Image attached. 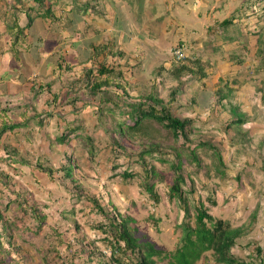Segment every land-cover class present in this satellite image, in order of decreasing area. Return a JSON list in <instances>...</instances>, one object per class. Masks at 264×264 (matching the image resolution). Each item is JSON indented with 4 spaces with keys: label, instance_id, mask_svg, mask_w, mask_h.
I'll return each mask as SVG.
<instances>
[{
    "label": "rangeland",
    "instance_id": "1",
    "mask_svg": "<svg viewBox=\"0 0 264 264\" xmlns=\"http://www.w3.org/2000/svg\"><path fill=\"white\" fill-rule=\"evenodd\" d=\"M5 1L11 4L13 2L12 0H0V74L2 73L0 78L6 76V72L3 71L12 69V63H14L12 54L13 49H11L12 47L10 46L11 36L6 31V25L11 21V14L10 12H6L8 6L5 5ZM61 1L64 0H52L49 2L52 3V9L57 16V20L53 21L54 24L50 26L51 28L49 27V32L46 33L49 36H54L57 33H61V25H65L67 21L66 14L68 13L71 2L70 0H65L66 2L64 3L67 4V7L64 6L63 8ZM225 1H227L228 5L231 6L234 4L233 2H235L236 5H239L241 3L244 4L245 2L249 3L250 0ZM127 2L132 5V12L137 14L139 13L138 18L140 19L139 22L135 23V25L140 26L141 24L145 25L150 23L151 26L155 27L156 24H158V20L149 21L148 18L145 19V16L140 12V0H127ZM213 2L214 0H210V4H213ZM45 4L47 5L46 2ZM157 4H159V1L158 3H155V5ZM253 5L250 6L254 12H247V14H245L246 20L243 22L249 27L252 26V29L254 30L253 25H256V21H254V19L256 18L255 16L258 15L259 18H256L260 21V23L258 22V26L263 25L261 27L263 29L259 28L258 33L259 38L263 40L264 0H258V2L255 3V7ZM16 7L19 8V4H16ZM148 7H150L149 3H147L145 8ZM114 8L115 11L118 10L117 7ZM121 10L123 11V9ZM204 10L206 9L204 8ZM73 11L75 10H71L70 12L72 13ZM195 11H197L196 7H194L191 15V10L187 11V18L182 19H187L191 22L193 19V21L197 22V18H193V13ZM255 12L258 14H254ZM18 14L19 22L22 24V21L25 20L24 15L21 12ZM253 15L254 18L252 17ZM77 20L78 19H76V22ZM80 23L81 22H78V26L82 27ZM207 23L212 25L211 22ZM237 25H240L242 28L241 23L219 28L217 31L221 39L231 38L232 35L230 30H234V36H237L240 33V29L237 27ZM193 27L203 29L201 24H194ZM255 27L257 28V26ZM101 28V26L97 27L98 30ZM83 30L86 32V38H88L89 35H91L90 29ZM31 35L33 37H38L32 33ZM31 35L26 34L24 39H19V41L14 45V49H18L17 51H19L20 55L21 52H30L33 56L32 60L36 59L35 61H37V59L40 57L38 60V63H40L44 57V55L41 56V54L45 52L44 47L46 45L45 42L47 38L43 37L39 43L38 39L42 36L40 35L39 38H32ZM110 35V32H108L105 39L100 38L99 36L101 35H98L97 39H102L100 40V43L103 41L106 42L107 39L111 37ZM118 37L117 41L119 42ZM171 37H173L172 34L169 35V37H165L162 45L167 44L166 42H169ZM236 42H238V44L236 45V48L232 50V57H242V62L239 64L242 66L246 77L249 76L253 85H256L257 80L260 83L259 85H261L264 83V70L255 69L258 67V61L261 54L259 53L257 57L249 56L247 52H243L245 50L240 48L241 46L239 45V40ZM27 46H29V48ZM55 46L56 44L54 45V48H56ZM37 47H39L38 50H36ZM176 47L177 45L174 48ZM180 48L185 56L184 49L182 47ZM126 49L127 48H125V51ZM162 49L164 48H161L160 51L164 54L165 51ZM214 50L215 48L213 47L212 51L214 52ZM46 51L48 53H54L52 52L54 50L48 49ZM63 52H66V49H63ZM156 53V51L149 49L147 58L150 56L152 59L156 60ZM170 54L173 56V51H171ZM103 57L106 58V55L104 54ZM130 57L133 58L132 56ZM21 58L23 59V57ZM168 58L169 61L172 59L176 61L174 57H172V59H170V57ZM261 59L262 63L264 60V55H261ZM26 61L29 66L31 59H26ZM207 61H209V59H207ZM121 62L122 68L127 73V76L132 75L131 70L136 71L135 67L129 64L125 57H122L121 61L118 58L117 62H115V65ZM194 63L197 65V62L194 61L193 64ZM263 63L262 66L264 65ZM176 64L177 63L173 65L174 67L172 66L173 68L171 70H174ZM236 64L238 63L236 62ZM25 66L27 65L22 64L21 69H23ZM128 66L131 68V70L128 68ZM36 68L37 66L33 70L36 71ZM217 68H208L209 74L207 81L211 80L210 73L212 71H218ZM72 70L73 69L70 71H62L61 63L58 66L55 62L48 63L46 67L41 69L43 74L39 76L38 81L42 84V88L36 97H34V92L33 89H31V85L34 84L35 88L37 89L39 83L36 82L35 78L29 80L31 81L29 82L26 80L27 75H20L21 79H23L20 80V82L24 83L25 85L22 90L17 91L19 93H16V95H18L17 101L21 103L23 102V107H18L15 111L18 113L20 110H24L26 108H24V104H27V101H29L31 104L33 103V106H35L34 112H36L30 113V117L25 119V123H28V127L31 128V130L28 132V141L24 142V145L22 144L24 147L22 149V153L24 155L21 156L26 160V162L32 163V165L35 163V160H33L35 159V155H38V158L40 159L38 161L40 163L47 165H51V162L57 163L58 158L62 155V151L58 150L57 143H54L53 138H50L49 147L51 154L48 157L51 162L47 163L43 160L45 158L41 159L43 156L41 152L45 153L43 148L46 144V141H43L40 131L43 128L44 130L48 129L49 132L52 133L57 127V124L54 121L56 119L54 118L51 119V124L44 123L42 125V122H40L42 119L47 118L49 114L50 116H53L61 110V121L63 122L61 127H64L65 121L72 120L74 117L73 113L80 111L84 121L83 125H87L89 127V132L91 131V127L94 128L93 123L95 119L92 118L91 112L81 111V109L83 110V104L81 102H77L75 106L64 104L66 99L65 94L68 88H66V85L69 81L68 79L66 80V76L70 74L73 76L78 74L75 70ZM137 72L138 71H136L135 74H138ZM171 74L168 72V70L166 71L165 68H163V70L157 75L158 78H163L159 88L161 90L160 93L165 98L168 97L167 93L171 87H174V85L177 84L178 86L185 88V83L182 84V79L178 78L174 74H172V76ZM32 77L34 76L32 75ZM189 79L190 78H187V81ZM65 80L66 83L63 84V81ZM3 83V80L0 79L1 86ZM249 83L246 82L245 85H248ZM225 88L226 87L224 86L221 90H219L223 92L217 95L220 97V99L226 95L224 94V92L226 93ZM261 88L264 89V85H262ZM197 92L198 91L195 90V93ZM200 93L201 97L205 99L210 96V94H207L204 91L199 92V94ZM184 94L185 92L182 96H185ZM262 94L264 97L263 90ZM53 95L58 96L56 99L59 100L58 103L53 99V97H55ZM254 96H256V94ZM67 97V99H72L73 94L68 93ZM179 97L181 100V95H179ZM12 102L14 103L13 99L12 101H5L3 104V101L0 100V120L2 119L4 113L7 115L8 112L10 113L11 109L8 107V104ZM6 107L8 108L7 111L4 110ZM86 107V109H88L89 106L86 105ZM28 109L30 110L31 108ZM185 110L187 112L186 108L178 107L174 109L173 113L176 115L179 113V115H181V113L185 112ZM35 117H38L40 121H35V119H33ZM24 118L25 117H22V119ZM192 119L194 122L191 125V130L189 133V138L192 144L197 143L198 141H204L210 143L211 146L217 148V150L214 152V148H211L210 146L198 147L196 149V156L199 159L198 164L195 163L194 160H190V157L186 155L187 151H184L183 153L185 158H182V173L185 176V184H183L182 187L186 191V193H184V197L186 200V205L188 206L189 215H184V210L177 200H168L167 185L171 181L172 172L169 167V162H161L157 160L159 158L158 153L152 155L146 154L143 156L144 164H146L148 168L151 165L154 166L155 170L159 173L158 176H150L147 179L148 183H154L153 190L159 196V201L156 202L150 197L144 187L145 176L144 170L142 168V162L139 164L135 163L134 159H130V161L128 160V163L130 164L129 169H132V171L136 172V174L127 179L116 174L109 177V175L114 171L111 170L112 168L110 169L111 163L109 160L106 161V154L110 153V148L107 142H97L96 146L97 148H100V151L93 161L89 160L87 154L84 153L82 143L78 142V140L77 143L75 141V143L71 142L75 145L74 148H72L73 146L70 144L71 150H73L76 157L80 156V158L76 159V161L80 163L83 170L87 173V175H84L85 177H80L85 188L84 191L87 192L88 195H95L100 204L109 210H112L114 206L115 209L118 210V213H120L122 216H128L132 218L133 220L129 222V225L136 227L135 235L139 238V240H149L154 243L155 247L163 250L165 253H171L177 246L181 244L180 240L184 233L182 223H188L194 226V207L202 204V206L207 209L209 213H211L215 218L228 220L233 227H241L242 233L240 237L236 239V244L232 248L234 256L244 260L249 264H264V255L259 252H255L257 249V244L259 243L258 240H261L259 237H262V235H259L260 232H258V229L264 230V118L259 120L260 124L254 125V130L261 134L259 137H256L255 134L251 135L253 125H251L250 121L242 122V124L230 123L229 125L225 126L224 124L214 125L210 122L207 123V121L201 122L198 120L199 118ZM16 120L20 121L17 118ZM23 131L26 133V129ZM92 132L93 131L90 133ZM99 133L100 132L98 130L95 133H92V135ZM158 138L161 139V142L164 145L171 143V140L166 132H162ZM136 147V144H134L133 147H129L131 153H137L139 148ZM164 150L168 151L164 157L167 158L168 161L171 160L173 157L172 153L169 152L170 150H168L166 146H162L161 151ZM218 150L221 153L225 163V165L221 167H219L220 165L217 162ZM31 151L34 153V155L31 153ZM52 155H55L56 157H53ZM2 156H6L5 150L3 151V149L0 150V158ZM7 156L9 157V155ZM117 156V163L121 165L127 160L126 157H121L122 155ZM8 161L9 162H1L0 160V172L5 171L9 174V177H7L8 180L4 178L0 180V202L6 203L8 199H13L15 196L18 197V199H20L25 204L27 212L25 213L20 210L16 211V214L21 216V224L27 225L29 229L38 224L37 219L32 214V212V215L30 214V206L36 205L42 213L46 214V218L43 220L42 227L36 235L31 233L29 230H24V237L26 240H28V242L23 243L20 241L18 235L16 236V244L24 253L17 254L16 251H14L15 256L21 257V259H23V254H25L27 257V264H99V260H109V249H107L105 241L99 239V237L102 236V233H100V231L94 226L97 221H99L100 215L95 211L89 210L92 203L89 201V199L73 198L72 195L75 193L72 191L70 192L72 189L69 184L68 189H66L62 183L61 185L60 183L59 185L56 184V186H54V184L51 182L48 185L45 184V182H47L46 179H42L43 175H41V173H38L35 170L33 171L30 164L19 166L18 164H15L16 162H14L12 159L8 158ZM55 166H57V164H55ZM126 166L127 165H125V167ZM217 167L221 168L222 171H225L223 179H219V176L216 172ZM122 170L123 169L120 168L118 172H122ZM79 173L80 171H77V174ZM212 200L215 201V204L212 203ZM66 209H72L73 212L71 214L63 212ZM7 214L12 215L13 212L8 211ZM75 224L79 226L78 230L75 228ZM54 231L61 235L59 237L60 239H63L62 243H58V235H54ZM82 235L85 236L86 239L93 240V250L98 249L97 252L95 250L93 253V258L88 257L87 253L78 249L79 245L76 240ZM54 247L57 248L56 254ZM103 254L104 256H102ZM122 257L131 259L133 262L135 261L134 256L129 255V253L123 254ZM154 259L157 264H166L167 262V258L164 257L163 254L161 256H155ZM193 264H215L212 251L207 250L202 252L200 257Z\"/></svg>",
    "mask_w": 264,
    "mask_h": 264
},
{
    "label": "trees",
    "instance_id": "2",
    "mask_svg": "<svg viewBox=\"0 0 264 264\" xmlns=\"http://www.w3.org/2000/svg\"><path fill=\"white\" fill-rule=\"evenodd\" d=\"M12 1V4L5 1V5L8 6V11L6 10V12H10L11 14V21L6 25V31L11 36L10 46L13 49L15 59L22 65L23 60H21V55L17 51L18 49H14V45L19 39L25 38V29L31 27L36 18H41L43 21L47 20L52 23L54 20H57V16L52 9V3H49L52 0ZM64 1H61L62 5L65 4ZM71 1L73 4L75 3V6L77 5L76 0ZM256 2L258 0H250L249 3L245 2L242 5V10L244 11V9ZM16 4H19V8L16 7ZM82 4L84 5H79L77 9L82 8V12H86L89 1ZM19 12L25 16V24L19 22ZM74 46L72 43V47ZM88 46L83 53L81 51V59L76 62L82 64V72L78 76L71 77L67 82L66 88H68L65 94L66 99L64 104L75 106L77 102H81L83 104V110L81 109V111L91 112L92 118L95 119L93 123L94 128L91 127L90 130L93 131L92 133L99 130L100 133L92 135L90 133L91 131H88L89 127L83 125L84 121L79 111L73 113L74 117L72 120L65 121V126L56 139V142L60 143L64 149L62 151L64 155L62 157L63 159L57 167L38 161L32 165V163L26 162L21 156L17 159L15 151H5L6 156L9 155L7 157L19 166L30 164L33 171L35 170L38 173L45 174L51 181L57 180L60 185L61 183L64 184L66 189H68L69 184L72 189L70 192L75 193L73 194L74 196L72 195L73 198H86L92 202L89 210L95 211L100 215L99 221L94 226L102 233L99 239L105 241L107 249H109V260H99V264H157L154 257L161 256L162 254L167 258L166 264H193L200 257L201 253L207 250L212 251L215 264H249L234 256L232 251V248L236 244V239L242 233L241 227H233L228 220L215 218L202 204L194 207V226L188 223H182L184 233L180 240L181 244L171 253H165L163 250L155 247L153 242L139 240L135 235L136 227L129 225V222L133 220L132 218L122 216L114 206L112 210H109L100 204L95 195H88L84 191L85 188L80 177H85L84 175H87V173L83 170L80 163L76 161L80 156L76 157L73 150H71L70 144L73 146L72 148L75 146L71 142L77 143L78 140V142L82 143L83 151L91 161L95 160L100 151V148L96 146L97 142H107L110 153L106 154V161L109 160L111 163L110 169L112 168L111 170L114 171L109 177L116 174L127 179L136 174L132 169H129L130 164L128 160L134 159L135 163L139 164L142 162L145 176L144 187L150 197L156 202L159 201V196L153 190L154 183H148L147 179L150 176H158L159 173L155 170L154 166L151 165L148 168L144 164L143 156L158 153L159 158L157 160L169 162V167L172 172L171 181L167 185V198L169 201L177 200L186 216L189 215V212L184 197L186 191L182 187L185 184V176L182 173V160L185 158L183 153L187 151L186 155L190 157V160H194L198 164L199 159L196 156V149L198 147L210 146L214 148V152L217 150L210 143L204 141H198L192 144L189 133L194 120L188 116L173 113L174 109L179 106L177 103L179 101V95L183 91L182 87L178 85L171 87L167 93L168 97L165 98L160 93L161 90L159 87L161 79L157 77L158 73L162 71V67L156 70L158 72L156 74H152L153 70H150L147 73L149 74L148 76H144L147 74H138L128 77L122 66L107 63L105 57L103 60L98 59L100 55L104 56V47L102 45L95 46L93 43H90ZM178 47L180 48L181 46L177 45L176 48ZM259 53L264 55L263 48L260 49ZM55 55L56 58L55 60L52 59V61L57 65L61 63L62 71H70L73 69L75 56L64 55L62 50L61 52L60 50L57 51ZM184 58L185 56L176 62L181 63ZM183 71L192 72V68L188 65L179 64L174 70H171V73L179 77V74ZM36 82L39 83L37 80ZM41 85L39 83L37 89L34 84L31 85L34 97L40 92ZM68 93L73 94L72 99H67L69 97H67ZM57 97L56 95L53 99L56 100ZM86 105L89 106L88 109H86ZM25 119L27 118L17 121L4 114L0 121V138L3 133L25 125ZM162 132L168 134L171 143L164 145L161 142L158 136ZM134 144L137 145L136 148H139L137 153H131L129 149ZM162 146H166L170 150L169 152L172 153L173 158L171 160L168 161L164 157L168 151H161ZM217 152L219 167L224 166L222 155L219 150ZM117 155H122L121 157H126L127 160L121 165L117 163ZM6 156L0 158L1 162H9ZM120 168L123 169L122 172H118ZM77 171H80V173L77 174ZM216 172L219 179H223L225 171L217 167ZM7 177H9L7 172H0V180L3 178L7 179ZM212 203L215 204V201L212 200ZM30 209V214L32 212L38 224L29 229L27 225L21 224L22 222L20 221L22 218L16 214V211L20 210L25 213L27 212L25 204L18 197L15 196L13 199H8L6 203L0 202V264H27L25 254H23V259L14 255V251L17 254L24 253L16 244V236L18 235L21 242H28L24 237V230H29L36 235L42 227L43 220L46 218V214L42 213L36 205L30 206ZM8 211L13 212V214L8 215ZM63 212L71 214L73 210L66 209ZM74 226L78 230L79 226L76 224ZM53 233L54 235H58V243H62L63 239L59 237L61 235L55 231ZM76 242L79 245L78 249L87 253L90 258H93V253L95 250L96 252L98 250H93V240L86 239L83 235L77 238ZM54 249L56 254L57 248L54 247ZM126 253L134 256L135 261L133 262L131 259L122 257Z\"/></svg>",
    "mask_w": 264,
    "mask_h": 264
},
{
    "label": "crops",
    "instance_id": "3",
    "mask_svg": "<svg viewBox=\"0 0 264 264\" xmlns=\"http://www.w3.org/2000/svg\"><path fill=\"white\" fill-rule=\"evenodd\" d=\"M86 1H89L86 12H82V8L77 9L79 5H84L82 3ZM158 1L159 4L155 5ZM70 2L71 4H68L69 9L67 8L68 13L66 14L67 21L65 25H61V33H57L54 36L47 35L46 33L49 32V27L54 23L47 20L43 21L41 18H36L33 25L24 31L25 34L31 35L32 33L38 36L33 37L31 35L32 38H39L41 35L42 37L38 39L39 43L43 37L47 38L45 42L46 45L44 47L45 52L41 54V56L44 55V57L40 63H38L40 57L37 61H35L36 59L32 60L33 56L30 52H21V57H23V59L21 58V60H23L22 64L27 65L21 69L22 65L17 62L15 55L12 53L14 61V63H12V69L3 71L6 72V76L0 78L5 83V85L4 83L2 86L0 85V100L3 101V104L5 101H12V99L14 101V103L12 102L8 104V107L11 109L10 113L8 112V115L4 113L7 116L10 115L9 117L11 119L16 120L17 118L21 121L22 117L28 118L30 117V113H36L34 112L35 106H33V103L31 104L29 101H27V104H24V108L26 107L24 110H20L18 113L15 111L18 107H23V102H18V95H16V93H19L17 91L22 90L25 85L20 82V80H23L20 75H27V81L32 80L33 78L38 81L39 76L43 74L41 69L46 67L48 63L53 62L52 59L55 60L56 58L55 53L58 50H60V52L62 50L64 55L75 56V65L73 70H75L78 74L74 76L71 74V76H66V80H70L71 77L78 76L82 72V64H78L76 62L81 59V51L83 53L87 46L90 43H93L95 46L102 45L104 47L103 54L106 55L105 59L107 63L115 64L118 58L121 61L122 57H125L126 61L135 67L138 74H147L150 70L156 71L159 67H162V70L165 68V70H168L171 74V69L174 67L173 65H175V63L190 66L192 68V72H181L178 77L182 79V84L185 83V88H182L183 91L181 92V100L179 97V101L177 103L179 108L184 107L187 109V112L185 110V112L181 113V116L199 118L198 120L201 122L207 121V123L210 122L214 125L224 124L225 126L230 123L242 124V122L235 121H250L251 125H253L251 135L255 134L256 137L261 135L254 130V125L260 124L259 120L264 118V97L262 94V90L264 92V89L261 88L264 83L259 85L260 83L257 80L256 85H253L251 83V79L249 76L246 77L242 66L239 64L242 62V57H232L231 54L232 50H234L238 44V42H236L237 40H239V45L241 46L240 48L245 50L243 52H247L249 56L257 57L260 49L264 48V39L261 40L258 33L259 28L263 26H258L260 21L256 18H259V16H255L256 18L254 21H256V25L252 24L254 26V30L252 29V26L249 27L243 22L246 20L245 14H247V12H254L251 6L250 9L248 7L243 11V3L236 5L235 2H233L234 4L230 6L225 0H214L213 4H210V0H140V12L145 16V19L148 18L149 21L158 20V24L154 27L151 26L150 23L145 25L141 24L140 26L135 25L136 22H139V13L137 14L132 12L133 7L129 2H127V0H76V6L71 0ZM147 3H149L150 7L145 8ZM62 6L63 8L64 6L67 7V4H63ZM253 6L255 7V4ZM114 7H117L118 10L115 11ZM194 7L197 8V11L193 13V18H197V22L193 21V19L192 22L187 19H182L187 18L188 15H186V12L189 10H191V15ZM204 8L206 10H204ZM121 9H123V11ZM71 10L75 11L71 13ZM254 14L258 13L255 12ZM252 17L254 18V15ZM76 19H78L77 22ZM78 22H81L80 24L82 27L78 26ZM207 22H211L212 25ZM240 23L242 24V28L240 25H237L240 29V33L237 36H234V30H230L232 35L231 38L221 39L217 31L219 28ZM22 24H25V20L22 21ZM194 24H201L203 29L194 28ZM98 26H101L102 28L98 30ZM255 26H257V28ZM83 29H90L91 35H89V37L87 36L88 38H86V32ZM108 32L111 34V39L108 38L106 42L103 41L100 43V40L107 37ZM171 34L173 36L171 37V40L166 42L167 44L162 45L164 38L169 37ZM98 35H101L99 37L102 39L98 40ZM117 37L119 38V42L117 41ZM72 43L75 45L74 47H72ZM55 44L56 48H54ZM176 45H181L184 49L185 58L181 61V63L174 61L170 54ZM27 47L29 48V46ZM213 47L215 48L214 52L212 51ZM125 48H127L126 51ZM161 48H164L162 49L165 51L164 54L161 53ZM38 49L39 47L36 48V50ZM48 49L54 50L52 51L54 53H48L46 51ZM63 49H66V52H63ZM149 49L157 52L156 60L152 59L150 56L147 58ZM127 55L129 56L126 57ZM261 55L258 61V67L255 68L256 70H264V66H262L261 63ZM168 57H170L173 61H169ZM26 59H31L29 66ZM98 59L103 60V55H100ZM207 59H209V61H207ZM194 61L197 62V65H195V63L193 64ZM236 62L238 64H236ZM121 64L122 62L117 65L122 66ZM36 66V71H34L33 69ZM213 67H218V71H212L210 73L211 80L207 81L209 74L208 68ZM128 68L130 67L128 66ZM131 71L132 75H138L135 74L136 71ZM154 73L156 74L157 72H153L152 74ZM32 75L34 77H32ZM148 75L149 74L144 76ZM128 77H131V75ZM187 78L190 79L187 81ZM161 79L162 83L163 78L161 77ZM246 82L249 84L245 85ZM224 86L226 87V93L224 92L226 95L220 99L217 95L223 93L219 90H221ZM195 90L198 92L195 93ZM203 91L210 94V96L206 99L201 97V93L199 94V92ZM184 92L185 96H182ZM255 94L257 97L254 96ZM55 102L58 103L59 100H56ZM28 108L31 109L29 110ZM4 110L7 111L8 108L6 107ZM61 115L60 110L53 116H50L49 114L47 118L42 119L41 121L38 117L33 118L35 121L42 122V125L44 123L51 124V119H56L54 120L57 124L55 131L50 133L48 129L44 130L43 128L40 131L43 141H46L43 148L45 153L41 152L43 155L41 159L45 158L43 160L47 163L51 162L48 157L51 154L49 147L50 138H53L54 143H57L56 139L61 134V129H63V127H61V124L63 123L61 121ZM24 129H26V133H24ZM29 130H31V128H29L28 123H26L25 125L15 128L12 131L3 133L0 138V150L3 149V151L5 150L9 152L15 151L16 158L23 156L24 154L22 153V149L24 147L22 144L28 141ZM57 147L59 151L64 150L60 143H57ZM31 153L34 155L32 151ZM63 156L64 155L62 154L61 157L58 158L57 163L51 162L50 164L53 167H57ZM53 157L56 156L54 155ZM33 160L36 162L40 159L38 158V155H35V159ZM55 164H57V166H55ZM41 175H43L42 179L45 178L47 181L45 184L48 185L51 182L54 186H56V184L59 185L57 180L51 181L45 174L41 173ZM258 230V232H260L259 235H262V237H259L261 240H258L259 243L257 244L255 252H259L264 255V230Z\"/></svg>",
    "mask_w": 264,
    "mask_h": 264
},
{
    "label": "built area",
    "instance_id": "4",
    "mask_svg": "<svg viewBox=\"0 0 264 264\" xmlns=\"http://www.w3.org/2000/svg\"><path fill=\"white\" fill-rule=\"evenodd\" d=\"M173 56L175 58L176 61H180L183 57H184V54L183 52L181 51V48H175L173 50Z\"/></svg>",
    "mask_w": 264,
    "mask_h": 264
}]
</instances>
